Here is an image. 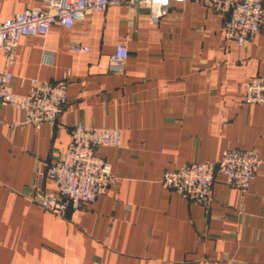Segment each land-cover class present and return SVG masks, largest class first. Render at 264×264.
<instances>
[{"label":"crops","instance_id":"crops-1","mask_svg":"<svg viewBox=\"0 0 264 264\" xmlns=\"http://www.w3.org/2000/svg\"><path fill=\"white\" fill-rule=\"evenodd\" d=\"M42 1L0 0V21ZM118 44L129 57L112 73ZM10 71L22 94L31 78L72 81L55 124L13 127L23 111L0 104V264H264V163L245 191L217 173L209 206L162 183L166 170L214 163L228 148L264 160V105L245 101V83L264 76V29L239 45L200 0L172 1L155 24L147 9L114 5L22 36ZM79 122L122 130L121 146L97 150L120 180L60 216L32 200L33 183L55 189L42 173Z\"/></svg>","mask_w":264,"mask_h":264},{"label":"built area","instance_id":"built-area-1","mask_svg":"<svg viewBox=\"0 0 264 264\" xmlns=\"http://www.w3.org/2000/svg\"><path fill=\"white\" fill-rule=\"evenodd\" d=\"M172 1L185 0H43L41 7H26L12 17L0 21V49L4 52V69L0 70V104L23 111V118L11 126L55 124L67 104L70 73L56 81L30 79V91L22 94L12 88L13 65L19 41L25 35H47L52 24L72 27L91 12L106 11L114 5L127 4L133 8L147 9L151 23H159L172 7ZM203 5L220 14L226 41L247 45L264 29L263 0H200ZM80 52L90 51L88 45L74 43ZM129 57L125 44H118L110 55L107 70L123 73ZM25 78H23V82ZM245 101L264 105V76H252L245 83ZM3 123L0 121V126ZM122 144V130L118 127H96L76 123L70 132L67 149L42 173L55 182L54 190L42 185L39 175L33 183L32 200L55 214H65L69 209L95 203L120 177L111 164L97 154L102 146ZM264 160L258 149L228 148L214 162H191L163 173L162 183L186 199L209 206L212 202L213 184L217 173L226 182L247 190L256 178Z\"/></svg>","mask_w":264,"mask_h":264},{"label":"rangeland","instance_id":"rangeland-1","mask_svg":"<svg viewBox=\"0 0 264 264\" xmlns=\"http://www.w3.org/2000/svg\"><path fill=\"white\" fill-rule=\"evenodd\" d=\"M37 178V177H36ZM112 186V185H111ZM34 191V190H33ZM49 211H51V210H49ZM52 213H54L53 211H51ZM59 215V214H58ZM65 214H62V215H60V216H64Z\"/></svg>","mask_w":264,"mask_h":264},{"label":"trees","instance_id":"trees-1","mask_svg":"<svg viewBox=\"0 0 264 264\" xmlns=\"http://www.w3.org/2000/svg\"><path fill=\"white\" fill-rule=\"evenodd\" d=\"M89 204H91V203H89ZM87 205V204H86Z\"/></svg>","mask_w":264,"mask_h":264}]
</instances>
